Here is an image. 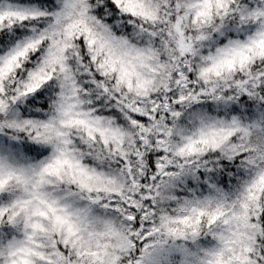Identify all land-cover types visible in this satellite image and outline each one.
<instances>
[{"label": "snow or ice", "instance_id": "6c2138e0", "mask_svg": "<svg viewBox=\"0 0 264 264\" xmlns=\"http://www.w3.org/2000/svg\"><path fill=\"white\" fill-rule=\"evenodd\" d=\"M0 264H264V0H0Z\"/></svg>", "mask_w": 264, "mask_h": 264}]
</instances>
